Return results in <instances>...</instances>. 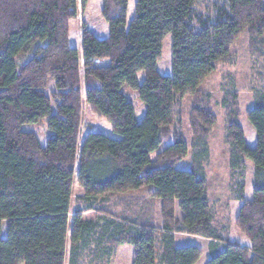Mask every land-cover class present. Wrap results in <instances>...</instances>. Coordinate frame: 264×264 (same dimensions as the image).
<instances>
[{
    "label": "trees",
    "instance_id": "1",
    "mask_svg": "<svg viewBox=\"0 0 264 264\" xmlns=\"http://www.w3.org/2000/svg\"><path fill=\"white\" fill-rule=\"evenodd\" d=\"M197 1L101 0L106 37L82 26L73 46L70 22L88 0H0V264H66L67 253V264H84L85 254L108 264L120 246L132 248V264H196L201 249L176 246L179 234L208 241L206 264H264V86L246 114L252 148L237 93L221 100L232 173L243 177L245 161L253 165L250 199L243 184L230 186L231 200L242 203L234 225L250 247L230 241L229 210L211 209L204 162L217 118L199 90L240 34L251 52H264V0H217L212 17L196 13ZM168 35L171 73L161 75ZM22 56L29 57L18 64ZM124 86L145 105L141 122ZM185 95L193 153L191 169L179 170L189 154L176 130ZM84 111L119 139L91 131ZM44 118L52 135L43 146L21 128ZM148 186V202L160 201L159 229L151 205L130 216L125 200L121 213L99 204Z\"/></svg>",
    "mask_w": 264,
    "mask_h": 264
},
{
    "label": "rangeland",
    "instance_id": "2",
    "mask_svg": "<svg viewBox=\"0 0 264 264\" xmlns=\"http://www.w3.org/2000/svg\"><path fill=\"white\" fill-rule=\"evenodd\" d=\"M217 0H198L195 6L196 13L202 16L212 17L214 15L213 6ZM101 0H88L85 8H78V17L75 21L70 22V39L73 46H77L78 31L82 26L91 30L98 38L103 39L107 35V25L102 21L100 17ZM29 56H22L18 58V64H23ZM169 69L171 73V36L168 35L162 44V57L159 62V71L162 73ZM139 83L144 78V73L139 72ZM53 86V82L50 83V88ZM264 86V52L262 54L253 53L248 47V36L244 32L240 34L238 39L234 42L230 49V55L228 59L219 63L214 71L202 82L199 86V90L210 96V107L216 114V123L211 128L207 145L209 150V158L207 162H204V173L208 184L207 195L211 205L212 212L215 215L223 214L224 210H229L230 216V228L232 229V237L235 239L237 236L246 238L234 225L236 205L230 204L231 191L230 186L237 184H243V194L246 199H250L252 196V172L253 165L250 161H245V169L243 171L244 176H240L238 173H232L229 166L228 151L229 147L225 143L226 136V114L221 106V100L225 93L233 91L237 93L239 110L241 113L239 124L244 132V137L247 144L254 141L255 143V131L249 123L246 114L253 107L255 98L260 96L262 87ZM46 92H49V89ZM121 93L124 97L133 104L135 109V117L137 122H141L145 115V105L139 99L138 92L124 86L121 89ZM192 97L185 95L180 99V116L179 126L176 130L179 131L184 138L188 146V156L177 165L179 170H190L192 165L191 155L192 150V136L188 123V115L191 107ZM52 114L55 112V108L52 105ZM84 121L90 126L91 131L99 132L105 136L119 139V136L115 135L111 129V125L104 119H100L94 115L84 111ZM22 131L30 132L37 136L41 145H45L47 139L52 135V132L47 127V119L44 118L36 124H28L22 126ZM168 144H162L158 151H161ZM255 144H251L250 148ZM157 151V152H158ZM157 152L150 155L151 158H155ZM231 179L232 184H231ZM154 188L152 186L144 187L136 191H130L124 195H111L105 198V201L100 205L109 206L114 209V212L121 213L123 211L122 202L124 200L127 203L128 215H133L135 212H139L140 207H152L154 203L148 202L149 194L152 193ZM233 192V191H232ZM79 194V189L76 185L73 188V196ZM73 197V206L76 205ZM138 202V203H137ZM115 204V205H113ZM99 205V206H100ZM81 207V206H80ZM137 208V209H136ZM231 208V209H230ZM231 210V211H230ZM74 209L72 208L70 214V221L73 216ZM231 212V214H230ZM182 214L179 208L176 207V217L181 218ZM230 231V229H229ZM69 238V237H68ZM247 239V238H246ZM192 245H196L203 251L197 264H206L208 253V241L202 239L199 242H193ZM122 248L115 251L112 259L108 264H132L133 250ZM69 246L67 247V251ZM91 256L85 254L84 264H107L105 261H90ZM68 253L66 254L67 264Z\"/></svg>",
    "mask_w": 264,
    "mask_h": 264
},
{
    "label": "crops",
    "instance_id": "3",
    "mask_svg": "<svg viewBox=\"0 0 264 264\" xmlns=\"http://www.w3.org/2000/svg\"><path fill=\"white\" fill-rule=\"evenodd\" d=\"M157 70L158 72L161 74V75H169V69H167L166 71L164 72H160L159 71V62L157 64ZM245 142H246V139H245ZM251 144H255L254 141L250 144H247L246 142V145L248 147L251 146ZM187 158V157H186ZM153 203H154V208H153V218H154V224L155 226L159 229L160 226H161V219H160V201L159 200H153ZM234 204L236 205V212H235V218L238 214V211L241 207V202L239 201H234L232 200L230 202V204ZM231 209V208H230ZM231 211V210H230ZM231 214V212H230ZM235 221V220H234ZM232 229L230 228V231H229V238H230V241L231 242H234V243H237L239 244L240 246H243V247H250V242L246 239V238H241L240 236L236 237L235 239L232 237ZM199 241H202V239L198 238V237H192V236H187V235H183V234H179V235H175V244L176 246H187V245H192L193 242H199ZM193 246H196V245H193ZM200 247V246H198ZM122 248H126L128 250H130L128 248V246H120L118 247V251L121 250ZM131 251V250H130ZM202 254H203V251H202ZM197 264V263H196Z\"/></svg>",
    "mask_w": 264,
    "mask_h": 264
}]
</instances>
